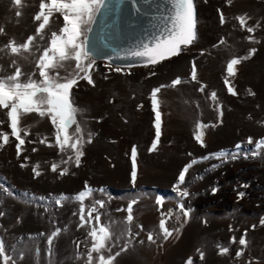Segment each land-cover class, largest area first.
Wrapping results in <instances>:
<instances>
[{
    "label": "rangeland",
    "instance_id": "1",
    "mask_svg": "<svg viewBox=\"0 0 264 264\" xmlns=\"http://www.w3.org/2000/svg\"><path fill=\"white\" fill-rule=\"evenodd\" d=\"M40 2L22 0L18 9L13 0H0V48L10 41L23 44L35 36L30 53L0 52V77L15 71L13 60L24 73L23 80L38 72L39 55L51 32H59L63 24L62 16L53 13L38 35L36 28L42 21H35L34 15ZM194 5L197 38L180 55L121 72L96 61L91 71L94 83L79 79L73 87L70 100L78 109L75 115L84 138L79 166L70 147L61 152L56 145L50 118L36 113L21 118L18 127L25 143L18 157L19 142L11 135L6 110L0 109V132L9 135L7 145L0 139V241L14 250L12 256L22 253L16 264H86L92 225L78 227V202L54 203L62 194L75 196L84 191L85 185L95 190L84 201L85 216L96 200H103L101 223L110 225L113 240L124 234L105 256L114 255L130 240L113 264H188L189 259L192 264H264V225L260 224L264 219V148L252 154L264 140V0H194ZM237 16H245L248 26L259 23V27L248 33L241 29ZM253 48L255 52L249 55ZM241 57L248 58L235 66V76L228 77L237 93L233 96L224 84L226 67L231 59ZM193 63L195 81L191 79ZM58 71L61 76L72 74L71 69ZM177 77L180 85L162 88L157 95L161 137L157 149L149 151L155 139L151 92ZM201 84L203 92L198 91ZM212 92L217 94L215 101ZM197 124L207 125L201 129L204 147L194 139ZM75 127L69 129L70 135ZM89 134L91 143L87 142ZM237 144L242 146L239 157L215 158L221 152H235ZM134 146L137 179L133 184ZM21 163L26 167L21 168ZM53 164L58 166L56 172L51 171ZM189 164L185 183L180 185L189 195L181 201L174 186ZM65 168L68 172L61 176ZM34 169L41 173L39 177L34 178ZM161 197L162 206L156 204ZM133 201V220L126 223V209ZM178 202L189 210L187 217L179 212ZM161 219L172 232L167 239L159 227ZM57 229L61 231L49 245L48 238ZM150 233L155 242L148 241ZM241 236L247 240L246 247L238 244ZM225 247L229 251L222 254ZM241 250L243 255L237 257Z\"/></svg>",
    "mask_w": 264,
    "mask_h": 264
},
{
    "label": "snow or ice",
    "instance_id": "2",
    "mask_svg": "<svg viewBox=\"0 0 264 264\" xmlns=\"http://www.w3.org/2000/svg\"><path fill=\"white\" fill-rule=\"evenodd\" d=\"M123 3V0H120ZM155 0H128L131 5V9L139 17L150 18L149 13L151 5ZM168 7V13L165 14L161 19L163 25L159 29L153 25V31L151 32L150 38L146 36L143 40H140L134 46L125 50V54L121 56L117 54L115 57L108 55L110 70L121 72L124 65H113L111 62L116 59L132 60L134 63L126 65L128 68L136 66L137 63H142L144 66L156 65L163 60L170 59L181 54L183 51L182 46H189L197 38L196 34V13L194 0H165ZM14 6L18 9L22 4V0H13ZM139 5V6H138ZM104 10L103 12L101 10ZM111 9L105 0H41L39 4V12L34 15L35 21H42L36 28V33L42 34L49 25L50 17L53 13H59L63 18V24L59 32H51V36L48 45L44 47L42 54L39 55L36 68L38 72L29 74L27 80H23L24 73L21 68L17 65V62L13 60L12 66L15 71L7 76L0 77V109L6 110L5 115L10 121L11 135L19 142L16 144L17 156L21 153V146L24 145L25 140L21 136V131L18 126L21 118L25 114L36 113L40 117L50 118L51 124L55 128V143L59 146L61 152L66 147H70L74 153V162L76 166H79L81 157L83 156V143L84 138L81 135L82 129L76 119V112L78 109L71 103L70 94L73 87L78 83L79 79L86 80L89 84H93L94 81L91 77V71L96 63V56L101 49L98 47L95 41L89 39L88 34L93 31L92 25L96 23V17L108 16ZM16 15L20 16L21 12L16 11ZM236 19L239 21L241 29H246L248 33H254L256 28L259 27V23L255 27L247 25V19L245 16H237ZM220 23H225V17L223 13L220 14ZM3 32V28H0V33ZM35 36H29L25 43L17 45L15 41H10L3 48H0V52L5 49L10 50L13 55H20L22 53H30V46L33 45ZM41 39L43 36L41 35ZM249 40H253V37L249 36ZM225 41H220L223 44ZM255 52V49H251L249 55ZM25 59L28 57L25 56ZM248 57L233 58L227 64L226 67V78L224 84L227 86V91L235 96L237 95L235 89L231 86V81L228 77L236 75L235 66L239 65L242 59ZM74 62V65L71 63ZM69 70L71 69L72 74L70 76H61L59 69ZM153 75L155 73H152ZM33 77H36L35 79ZM191 79L195 81L197 79V67L195 63L192 65ZM182 83L181 78L177 77L171 81L170 85H161L160 87L154 88L151 92V104L152 111L155 114L154 128H155V139L153 140L149 151H155L158 147L161 137V112L159 110V101L157 99L158 93L162 88L165 87H176ZM205 85H200L198 91L203 92ZM253 94V93H250ZM211 99L215 101L217 94L211 93ZM75 125L74 135H70L69 129ZM207 127V125L197 124L196 134L194 139L200 143L201 147H204L203 131L201 129ZM27 131H24V135H27ZM0 139L3 141V145L9 143V135L7 133L0 132ZM71 141V143H70ZM91 143V134L87 140ZM40 143H44L41 140ZM248 143H252V139H248ZM2 146V145H0ZM50 147L52 145H49ZM241 145H236V151L233 153H224L216 155L217 159L239 157L241 153ZM260 148H264V140L258 142V145L253 155L259 154ZM33 151H36L34 148ZM244 155H248L244 153ZM137 151L135 146L131 150L132 159V170H131V181L133 184L137 179V165H136ZM69 160L73 157L69 156ZM193 161L192 163H195ZM68 163V161H64ZM192 164L186 165L183 170L179 173L178 182L174 186V190L177 191L178 196L181 198L188 197L189 193L185 190L180 189V185L185 183V176ZM21 168L26 167L25 163L20 164ZM39 167L38 165L36 166ZM57 165L51 166V171H57ZM68 169L65 168L60 172L63 176L67 174ZM41 173L34 169V178L39 177ZM94 189L85 185V190L77 193L75 196L61 195L59 198L54 200L55 205L62 206L63 202H78L79 208V219L80 224L78 227H85L86 224L92 225L88 232V236L91 238L90 247L87 248L86 252V264H113V261L121 252L126 251L130 240H126L120 251H117L114 255L105 256V252H111V247L116 246V241H119L123 237V233L120 237H116L113 240V233L110 230L109 224L101 223V213L99 209L105 207L103 200H96L94 205L88 208L87 216H85V205L84 201L86 198L91 197L94 193ZM215 191V190H213ZM27 196V193H24ZM242 197L244 193H239ZM135 201L130 203L126 209L127 216L125 218L126 223H130L133 220V204ZM156 204H163V198H157ZM98 206V207H97ZM177 207L179 212L184 217L189 215V210L185 208L182 202H178ZM76 213H74L75 215ZM95 214V215H94ZM172 210H169L167 215H171ZM163 215V214H162ZM95 221V225H93ZM260 224L264 225V219L260 220ZM160 229L163 230V238L167 239L172 235V232L165 227L164 219H161L159 224ZM255 227V226H253ZM61 230L57 229L48 238V244L51 245L53 239L59 234ZM130 235V233H129ZM246 235V234H245ZM148 241L155 242L153 235L150 233L147 237ZM111 242V243H110ZM233 242L235 238H233ZM240 246L246 247L247 240L244 236L238 240ZM79 247V245H77ZM10 251L6 249V245L3 241H0V264H16L17 259H22V253L14 257L10 254ZM228 248H222V254L227 253ZM96 254L95 256L93 254ZM243 255V250L237 251L236 256L240 257ZM204 258L201 253V259ZM188 264H192L189 259Z\"/></svg>",
    "mask_w": 264,
    "mask_h": 264
},
{
    "label": "water",
    "instance_id": "3",
    "mask_svg": "<svg viewBox=\"0 0 264 264\" xmlns=\"http://www.w3.org/2000/svg\"><path fill=\"white\" fill-rule=\"evenodd\" d=\"M105 3L111 9L109 15H98L96 17L97 22L92 25L93 31L88 36L101 49L97 53L96 61L107 64L110 63L107 59L108 55L115 57L117 54H120L123 56L126 49L134 46L146 36L150 38L151 32L154 30L153 25L156 26V29H159L163 25L164 22L161 17L168 13L169 7L165 0H155L151 5L150 18H145L139 17L134 13L128 0H123V3L120 0H105ZM101 11L103 12L104 10L102 9ZM129 63L134 62L124 59H116L111 62L113 67L114 65H124L125 67L123 68L126 69L150 66L137 63L136 66L128 68L126 65Z\"/></svg>",
    "mask_w": 264,
    "mask_h": 264
},
{
    "label": "bare ground",
    "instance_id": "4",
    "mask_svg": "<svg viewBox=\"0 0 264 264\" xmlns=\"http://www.w3.org/2000/svg\"><path fill=\"white\" fill-rule=\"evenodd\" d=\"M186 47V46H185ZM131 260V259H130ZM119 261H120V259H119ZM114 263H115V261H114ZM118 263V262H117Z\"/></svg>",
    "mask_w": 264,
    "mask_h": 264
}]
</instances>
